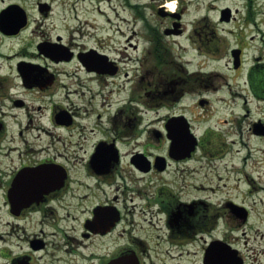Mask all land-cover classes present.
<instances>
[{
    "label": "flooded vegetation",
    "instance_id": "obj_1",
    "mask_svg": "<svg viewBox=\"0 0 264 264\" xmlns=\"http://www.w3.org/2000/svg\"><path fill=\"white\" fill-rule=\"evenodd\" d=\"M0 264H264V0H0Z\"/></svg>",
    "mask_w": 264,
    "mask_h": 264
},
{
    "label": "rangeland",
    "instance_id": "obj_2",
    "mask_svg": "<svg viewBox=\"0 0 264 264\" xmlns=\"http://www.w3.org/2000/svg\"><path fill=\"white\" fill-rule=\"evenodd\" d=\"M96 4V8L101 9L103 12L107 13L108 16H110V11H111V2L108 1H102L100 3H97V1L95 2ZM119 11H120V15H126L125 11H123V7L119 6ZM97 14V12H96ZM103 19V18H102ZM99 20V18H98ZM118 28H119V33H118V44L114 38V36H111V39L109 37L110 43H111V47L117 46L119 52H117V57L120 61V65L123 69H125L126 71H128L129 73V78H132L133 73L135 74H139V71H137L135 68V62L134 59H136L137 57H141L142 54L137 52H132L129 49H125V46L127 44L126 41V37L127 34L129 33L130 29H131V23H125L122 21L118 22ZM114 26V25H113ZM103 36H105V34H103ZM188 58L190 57V54H188L187 56ZM138 78V77H136ZM121 79V76H120Z\"/></svg>",
    "mask_w": 264,
    "mask_h": 264
}]
</instances>
